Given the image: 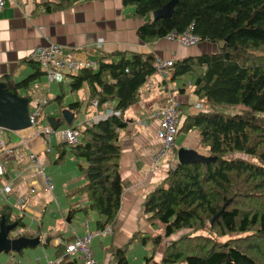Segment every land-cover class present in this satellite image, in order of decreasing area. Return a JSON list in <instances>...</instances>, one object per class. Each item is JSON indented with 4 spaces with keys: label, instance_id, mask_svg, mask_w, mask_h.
Returning a JSON list of instances; mask_svg holds the SVG:
<instances>
[{
    "label": "trees",
    "instance_id": "16d2710c",
    "mask_svg": "<svg viewBox=\"0 0 264 264\" xmlns=\"http://www.w3.org/2000/svg\"><path fill=\"white\" fill-rule=\"evenodd\" d=\"M62 1L45 5V10L68 5V0ZM167 1L120 0L122 5L132 6L135 17L146 18L136 28L141 41L150 43L190 29L199 41L216 43L217 50L172 60L166 68L172 78L188 75L192 94L208 107L186 114L178 128V132H197L198 146L208 159L176 163L147 195L143 213L150 223L163 228L162 236L152 237L151 243L156 248L161 240L186 232L164 244L160 264H264V0H176L168 17L148 18ZM113 55H117L115 60ZM154 60L150 52H130L128 57L124 52L99 54L95 69L80 67L69 74V91L84 86V101L61 106L62 92L53 99L57 108L73 114L90 106L91 99L96 101L91 106L97 111H118L77 126L75 144L53 146L57 151L54 161L69 154L83 180L66 192L65 199L83 198L86 205L78 211L95 214L98 231L114 225L121 194L129 185L119 174V139L127 125L126 110L139 100L146 78L156 73ZM25 62L31 73L17 81L5 75L0 85L23 100L28 109L31 83L44 71L37 61ZM238 105L244 108L233 114L217 110ZM59 111L58 124L63 119ZM40 113L45 114L42 106ZM232 153L256 162L227 157ZM12 212L8 204H2L0 219L23 229V217L16 214L11 219ZM38 229L20 231L22 237L40 239ZM231 235L237 236L222 239ZM108 251L115 264H128L126 245Z\"/></svg>",
    "mask_w": 264,
    "mask_h": 264
},
{
    "label": "crops",
    "instance_id": "0c3cea01",
    "mask_svg": "<svg viewBox=\"0 0 264 264\" xmlns=\"http://www.w3.org/2000/svg\"><path fill=\"white\" fill-rule=\"evenodd\" d=\"M57 1L4 2L0 8V80L5 75H10L13 81L26 77L31 73L25 64L29 54L37 47L52 43L60 47V53L55 56L57 59L93 61L96 66L99 54L114 52H124L127 57L130 52H150L162 60H180L217 50L216 43L206 41H199L192 46H183L164 37L150 43L141 41L137 37L136 28L146 18L135 17L132 6L122 5L120 0H68V5L62 9L45 10V5L51 6ZM116 58L117 55H113L112 59ZM68 84L69 77L59 83L47 84L42 75L31 83L33 93L26 110L28 114L34 107L40 109L42 106L45 114H39L34 126L27 121L26 126L14 131L0 128V141L10 148V151L1 150L0 154L3 171L0 189L5 185L11 188L7 200L0 196V206L8 204L12 208L11 219L16 214L23 217L25 227L18 230L32 231L38 226L40 233V239L37 238L39 245L23 249L17 256L2 264H9L11 260L44 264L40 260L43 254L48 260H57L63 254L64 245L75 237H82L85 232L99 233L93 237L89 250L91 257L97 262L115 264L108 248L126 245L125 259L128 264H160L164 244L173 239L165 238L156 248L153 247L151 238L162 236L163 228L159 229L156 223L147 220L143 213V203L147 195L160 184L167 171L177 163L176 150L187 147L196 151L198 136L194 130H177L171 153L154 164L152 155L159 148L160 141L156 137L158 121L153 114L163 105L174 102L180 113V126L184 116L182 114L196 113L205 104L192 94L188 75L172 78L171 72L166 70L164 74L155 73L146 78L139 100L125 112L127 125L119 139V174L129 185L121 194L114 225L109 233H104L95 228V222L99 220L95 214L78 211L86 205L83 198L65 199L69 189L83 183L76 169V160L66 154L64 159L54 161L57 151L53 146L62 142L59 130L70 125L67 126L64 119L62 123H57L59 110L66 109L57 108L53 99L60 92L64 93L61 106L86 99L84 86L70 92ZM0 90L5 92L1 85ZM19 94L22 92L19 91ZM106 110L112 109L97 111L90 105L82 106L77 114L66 111L71 114V126H80ZM46 114L54 119V124H58L56 132H52L48 140L41 134L43 126L47 124ZM46 146L49 147L47 152ZM28 154L35 156L38 164L43 166L44 173L45 169L49 172L45 174L52 181L51 193L45 192L41 180L34 176L35 165L28 159ZM77 162L80 163L81 160ZM30 188L34 190V194L28 192ZM13 205L15 206L12 207ZM45 240L46 246L43 245ZM58 251L61 252L57 255ZM56 264L81 262L77 258H71L65 262L57 260Z\"/></svg>",
    "mask_w": 264,
    "mask_h": 264
},
{
    "label": "built area",
    "instance_id": "2783aa9c",
    "mask_svg": "<svg viewBox=\"0 0 264 264\" xmlns=\"http://www.w3.org/2000/svg\"><path fill=\"white\" fill-rule=\"evenodd\" d=\"M6 0H0V8L3 6ZM167 39L174 40L178 44L183 46H189L195 44L199 41L198 37L190 32V29H187L183 33L179 35H175L173 33H168L164 36ZM60 53V47L57 44H49L45 47H37L30 54L29 59L37 61L44 71L45 82L47 84L50 83H59L65 79V77H69V74H74L77 69L80 67H87L91 69L96 68V63L93 61H80L77 59L67 58L64 60L57 59L55 56ZM155 70L158 74L166 73V68L169 67L172 63V60H162L158 57H155ZM91 105H95L96 101L91 99ZM177 104L174 102H169L163 105L158 111H156L153 116L158 121V126L156 129V137L160 141L159 148L152 155L153 163L155 164L157 160L162 157H165L168 153H170L173 147L174 136L178 130V110ZM40 114V109L38 107H34L28 114L27 120L29 125L34 126L36 122V118ZM110 114H118L116 110H106L103 113L96 114L91 120L85 121L84 123L90 125L93 122H96L99 119L105 118ZM56 132V130H52V128L46 124L43 126L41 130V134L45 136L48 140L51 133ZM59 134L62 142L66 145L75 144L78 141L79 132L77 126H68L59 130ZM1 150L10 151V148L4 146L3 142L0 141V154ZM49 147L46 146L45 151L47 152ZM28 159L35 165L34 176L41 180V185L45 192L51 193L53 189V185L50 181V178L44 173L43 166L39 165L35 156L33 154H28ZM2 167L0 163V177L2 176ZM30 194H34V190L32 188L28 191ZM11 194V188L8 185L3 186L0 189V196H2L5 200ZM13 205L12 207H14ZM110 228H105L104 233H109ZM13 237H20L21 231L15 229L12 233ZM99 233H89L85 232L84 235L80 238L75 237L72 241L66 243L64 245L63 254L57 259L60 262L68 261L71 258H77L80 260L81 264H103L94 260L90 255V244L94 236ZM43 242V241H42ZM40 260H43L44 264H56L57 260H48L46 256L43 254ZM36 260V261H40ZM63 260V261H61ZM10 264H28L26 262H22L21 260H16L11 262ZM184 264V263H180Z\"/></svg>",
    "mask_w": 264,
    "mask_h": 264
},
{
    "label": "water",
    "instance_id": "95a60500",
    "mask_svg": "<svg viewBox=\"0 0 264 264\" xmlns=\"http://www.w3.org/2000/svg\"><path fill=\"white\" fill-rule=\"evenodd\" d=\"M176 0H168L163 6L151 12L152 20L168 17ZM61 115L67 125L71 123V114L66 110H61ZM47 124L52 130L57 129L58 124H54V119L48 117ZM27 110L22 100L9 95L6 91L0 90V128L10 131L17 130L27 125ZM208 157L198 154L193 149L180 147L176 150V161L179 164L192 163L195 161L204 162ZM218 217V214L209 220V225ZM16 229V224H5L0 219V253H20L23 249L35 247L39 240L37 238L28 239L25 237L10 238L9 233Z\"/></svg>",
    "mask_w": 264,
    "mask_h": 264
},
{
    "label": "rangeland",
    "instance_id": "374dc122",
    "mask_svg": "<svg viewBox=\"0 0 264 264\" xmlns=\"http://www.w3.org/2000/svg\"><path fill=\"white\" fill-rule=\"evenodd\" d=\"M165 38V37H164ZM199 42V41H198ZM197 42V43H198ZM196 44V43H195ZM192 45H194V44H192ZM192 45H189V46H192ZM209 52V51H208ZM208 107L205 105L204 106V108L203 109H207ZM242 108H244L243 106H241V105H238V106H235V107H233V108H229V109H221V108H218L217 110H222L224 113H226V114H233V113H237V112H239ZM105 112V111H104ZM180 114V113H179ZM182 115H184L185 116V114H182ZM184 116H183V118H184ZM182 118V119H183ZM91 120V119H90ZM158 126V125H157ZM178 128H179V126H178ZM197 133V132H196ZM197 136H198V134H197ZM175 137V136H174ZM173 142H174V140H173ZM188 143V142H187ZM196 152L198 153V154H200V155H203L204 157H206V154H205V150L203 149V148H200L199 146H198V141H197V143H196ZM173 146H174V144H173ZM192 146H194L193 144H192ZM184 148H187V147H184ZM171 153V152H170ZM227 157H229V158H233V157H240V158H242V159H245V160H248V161H252V162H256V160L254 159V158H252V157H247V156H245L244 154H242V153H232V154H228L227 155ZM42 166V165H41ZM45 173H49L48 171L46 172V169H45ZM56 175H53V177H55ZM53 180V179H52ZM52 182V181H51ZM156 226L159 228V229H161L162 228V226L159 224V223H156ZM17 229V228H16ZM12 233V232H11ZM184 233H186V232H182V231H180V232H178L177 234H175L174 236H172V239L173 240H177L178 239V237L179 236H181L182 234H184ZM202 235H205V233L203 232H200ZM237 235H231V236H227V237H224V238H222V239H228V238H233V237H236ZM9 237L10 238H16V237H13L12 236V234H10L9 233ZM221 240V239H220ZM24 251V250H23ZM15 256H17V254H15V253H10V254H3V253H0V264H2L3 262H5V261H8L11 257H15ZM12 262H13V260H11ZM10 262V261H9ZM10 264V263H9Z\"/></svg>",
    "mask_w": 264,
    "mask_h": 264
}]
</instances>
